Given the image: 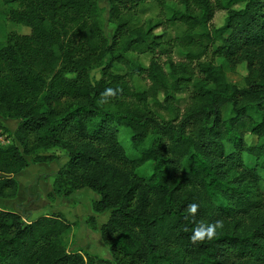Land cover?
<instances>
[{
  "label": "trees",
  "instance_id": "16d2710c",
  "mask_svg": "<svg viewBox=\"0 0 264 264\" xmlns=\"http://www.w3.org/2000/svg\"><path fill=\"white\" fill-rule=\"evenodd\" d=\"M107 1L111 39L98 0H0V30L30 29L0 38V115L19 120L0 144V196L16 197L27 156L65 150L49 197L96 192L112 259L70 251L61 213L0 209V264H264V0ZM240 63L244 87L227 75ZM215 221L212 239L191 241Z\"/></svg>",
  "mask_w": 264,
  "mask_h": 264
},
{
  "label": "rangeland",
  "instance_id": "374dc122",
  "mask_svg": "<svg viewBox=\"0 0 264 264\" xmlns=\"http://www.w3.org/2000/svg\"><path fill=\"white\" fill-rule=\"evenodd\" d=\"M102 10V23L105 32L109 39L112 38L115 31V24L109 18V3L107 0H98ZM242 4L237 5L241 7ZM159 10L155 7L149 8L143 15V18L154 17L158 15ZM226 18L224 10L217 11L213 24L216 26L223 25ZM5 29L0 30V38L4 37L5 31H16L21 33H29L30 29L22 25L5 20ZM161 32V28L156 30ZM175 59L182 61L183 56L180 51L175 50ZM146 59V58H145ZM228 79L237 85L244 87L248 80L249 70L245 63H240L232 69L227 70ZM94 79L101 77L100 69L92 71ZM142 88L148 85L144 79L137 82ZM185 98L181 100V105L186 104ZM19 120L12 119L0 115V130L4 131V143L6 145L14 141V130L18 125ZM249 144L257 142L255 136H247ZM43 154H53L57 158L52 161L35 160L36 156H27L29 166L18 174L13 175L19 182V191L16 197L6 198L0 196V209L18 211L25 221H31L41 215H54L61 213L64 218L72 223L69 232L64 236V239L70 251H81L82 253L96 254L100 257L112 259V254L109 246L103 241L100 232V226L107 221L110 212L95 213L93 209V202L99 199V195L89 188L74 191L71 195L49 197V192L53 190V182L59 168L68 160L67 152L59 147L50 149ZM244 160L248 164L254 163L253 158L247 154L244 155ZM154 169V163L148 162L138 170V173L145 176H150ZM4 174L0 172V178ZM96 218V225L94 227L91 217Z\"/></svg>",
  "mask_w": 264,
  "mask_h": 264
},
{
  "label": "clouds",
  "instance_id": "9594fccd",
  "mask_svg": "<svg viewBox=\"0 0 264 264\" xmlns=\"http://www.w3.org/2000/svg\"><path fill=\"white\" fill-rule=\"evenodd\" d=\"M116 90L112 89V88H106L104 90V92L101 94L103 97H109L112 95H115ZM200 207V205L198 203H190L187 206V212L190 214H196L198 208ZM222 227V221H215L213 223H208V224H199L197 225L191 236L190 239L191 241L195 244L198 241H202L205 238L207 239H212L218 228Z\"/></svg>",
  "mask_w": 264,
  "mask_h": 264
},
{
  "label": "built area",
  "instance_id": "2783aa9c",
  "mask_svg": "<svg viewBox=\"0 0 264 264\" xmlns=\"http://www.w3.org/2000/svg\"><path fill=\"white\" fill-rule=\"evenodd\" d=\"M4 133L3 131L0 130V144H3L4 143Z\"/></svg>",
  "mask_w": 264,
  "mask_h": 264
}]
</instances>
